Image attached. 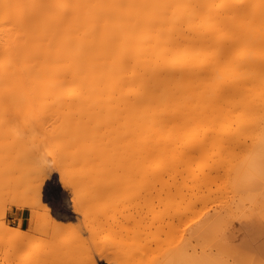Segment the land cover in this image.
<instances>
[{
	"label": "bare ground",
	"instance_id": "obj_1",
	"mask_svg": "<svg viewBox=\"0 0 264 264\" xmlns=\"http://www.w3.org/2000/svg\"><path fill=\"white\" fill-rule=\"evenodd\" d=\"M0 147V172H19L4 194L39 192L49 168L65 188L96 179L91 201L103 196V180L112 184L114 221L98 200L104 211L83 232L79 262L215 264L205 250L226 248L237 209L251 207L264 228V0H0ZM144 189L164 206L153 216L145 204L153 224L115 221L122 196L139 202L137 216ZM34 199L18 202L34 209L31 228L40 208L51 216ZM96 214L114 227L93 223ZM259 248L251 264H264V242ZM244 260L240 251L220 261Z\"/></svg>",
	"mask_w": 264,
	"mask_h": 264
},
{
	"label": "rangeland",
	"instance_id": "obj_2",
	"mask_svg": "<svg viewBox=\"0 0 264 264\" xmlns=\"http://www.w3.org/2000/svg\"><path fill=\"white\" fill-rule=\"evenodd\" d=\"M2 136H3V134H2ZM10 136L13 137L14 135L10 134L8 136V139L11 141L13 139ZM5 138H7V136H5ZM10 141H9V144L11 145L12 142H10ZM9 144L7 143V145H9ZM5 145H2L3 148L4 147H6V148L9 147V146H7V145L5 146ZM45 146L46 145H43L42 147H45ZM26 149H28V147L24 146L22 151H24ZM2 150H4V149H2ZM0 154H1V151H0ZM0 162H2V161H0ZM30 166L31 165H29V167ZM14 167H15V165H14ZM32 167L35 168L34 166H32ZM15 168L17 170V166ZM49 169H48L49 171H53V172L50 173V175H51L50 178L48 180H46V182L43 185L42 190H40L39 192H36L34 194L32 193V195L30 193L32 190L29 191L30 188L26 190V187L23 188V189L21 188V190L20 189L16 190V192L18 191L17 193L16 192L9 193L11 195L6 193L8 196L6 194H4L3 187L7 184L6 183V179L9 180L11 178H15L16 176H18L19 172H18V174H16L17 173V171H16L15 173H13V175L11 177H8V176L12 174V171L14 170V168L12 169V171L11 170L7 171L8 173L7 172H5V173L4 172L3 173L0 172V264H29V261H32L30 264H80V263L83 264L82 262H79V261L81 259V255L83 254L82 256H84L85 248L88 247L89 245L86 244V243H85L86 245H84V243H83V245L81 244V242H82L81 240L83 239L82 235H83V232H85L84 233V237L87 235L88 228L90 227V225L92 223L91 222L92 218H94L93 212L95 213V211H96L95 209H97L99 207V210H100L99 212H103L104 211V207L102 209H101V207L104 206L105 201H107L108 202L107 204L108 205L110 204V206H112V209L108 208L109 206L108 207L106 206V208L110 212V214H109L110 216L109 215H107V216L109 217V220L111 222L114 221V211H113V209L115 207L113 206L114 205V201H111L113 198L112 199L109 198L110 196L112 197L111 189L108 190L109 189V185H110V187H112V184H110L109 180H107L108 182H106V180H103V181L101 180L102 181L101 185H104V184L107 185V183H108V186L105 187V185H104L102 187V189H104V187H105L104 190H100L99 189L100 191H103V196L104 197L102 195H100V196L103 197V198H105V197L106 198L103 200V198L101 199V197H100V199H99L98 198L99 196H96L97 198H92L94 200V202H93V200L91 201V198L87 199V197H88L87 193H89V191H91L90 189H92V188L95 189V185L96 184L94 182H96L98 184V181H96V179H95V181H94V179H92V181H94V182H92V181L90 182L87 179L88 181H84L83 180L80 183H79L78 180H74V181L71 180L72 184H73L72 185L73 187L65 188L63 186V184L60 182V180H61V172L56 170V169L55 170H51V168H49ZM52 169H53V167H52ZM0 171H1V169H0ZM29 172H30L29 175H35V173L31 174V173H33L31 170ZM6 174H8V175H6ZM14 174H15V176H14ZM111 179H113V178H111ZM111 179H110V181H111ZM11 180H13V179H11ZM97 180H98V178H97ZM8 182H10V180ZM87 183H90V186ZM138 184H135V186L138 185ZM8 185H10V184H8ZM140 185H141V183H140ZM140 185H139V187H140ZM113 186H115V184ZM121 186L122 185H120V187ZM99 187H101V186H99ZM113 189H114L113 191L115 192L116 191L115 187ZM116 189H117V187H116ZM144 190L145 191H143V192H141L142 190L141 191L138 190L142 197L146 194V193L144 194V192L148 191L147 189H144ZM41 191L43 193H41ZM93 191L96 192L97 190L96 191L93 190ZM122 192H125V191H122ZM91 193H92V191H91ZM142 193H143V195H142ZM164 193H162V197H165L166 194H164ZM125 194L127 195V191H126ZM136 194H138V193H136ZM147 194L145 196H147ZM76 195H79V196L81 195L82 200H81V198L79 199V196H76ZM131 195L132 194H129V196H131ZM152 195H154L153 198H151L152 196L149 195L151 199L149 198V196H147V198L145 200L146 202L143 201L144 199H142V197L140 198V200L142 199L141 200L142 203L139 204V205L142 208H139L140 206L137 207V211L140 209L137 212V216H136V211H135L136 208H135V206L139 202H137L135 199H132V201H130V199L128 200V198H126L125 196H122L125 200H123V198H122L121 200L118 199L119 201H117L118 207H116V208L119 211L117 213L115 212V218H116L115 221L119 220V222L122 223L123 226H126V224L127 225L128 224H130V225H132V224L138 225V222L140 224V221H142L140 218L143 219L144 218V214L145 213L148 214V212H149V211L148 212L146 211L147 210L146 206L148 207L149 203L151 204V206L149 205V207L152 209V212H153L154 209H155L154 212H158L159 209L162 210L164 208V206L161 205L159 201H158L159 203H157V200L159 199L158 193L155 192ZM74 196H76L79 199V202H80L79 203V205H80V209L79 210H75L73 208L74 202H73L72 199L75 198ZM93 196H91V197H93ZM145 196H144V198H145ZM32 197L35 198L34 201L35 200L38 201V199H39V201L41 200L40 202H43L42 200L44 199V200H46V203L51 206L50 207L51 208V216H49L48 218H46V216H45L47 214L46 213L47 210L42 209V208L39 209V211H40L39 213H41L42 217H44V218H42L40 216L41 219L40 220L38 219L39 222L36 221L35 222L36 224L34 223L32 225L33 228L30 227L29 214H30V212L34 211V209L33 208H29V207L18 206V202L19 201H23V200H27V199L29 201V198H32ZM64 197L67 198L66 201H62V200L65 199ZM107 197H108L109 200L107 199ZM68 198H69V201H68ZM119 198H120V196H119ZM133 198H135V197L133 196ZM136 198H137V196H136ZM156 198H158V199L156 200ZM165 199H167V197ZM30 200H32V199H30ZM98 200L100 201L99 203H101V201H102V203H101L102 206L101 205L98 206V204H99L97 202ZM140 200L138 199V201H140ZM121 201H122V203H121ZM152 201H155V203L152 202ZM88 202H91V204L88 203ZM143 202H145L144 206H143ZM96 203H97V205H96ZM94 204H95V207H94ZM119 204H120V208L122 209L121 210L122 213H121V211L119 209ZM145 204H148V205L145 206ZM154 205H155V208L153 207ZM157 205L161 206V208L158 209ZM92 206H93V208H92ZM246 206L248 207L249 204H247ZM143 207H145V208H143ZM149 207H148V210H150ZM250 208L249 207H248V209L244 208V210L242 209V211H241V208L237 209L238 211L236 210L237 211V213H236L237 215L235 214V216L233 217L234 221L232 220L233 221V222L231 221L232 224L229 225V227H231V228H228L229 231H228V229H227V231L225 229V231H226L225 236L226 235H227V237L229 236L228 237L229 239L226 238L225 236H222V237H224L223 239H224V241L227 244V245H225V242L223 241L224 245L226 246V248L222 245L223 243L220 242L221 239H219V238L221 236H219V238H217L216 240L214 239L213 241L216 242L218 240L219 242L217 241V243H219L220 246L222 245L221 248L220 247H217V248L214 247V248H212L213 251L211 250V247H208L209 249H206V250L204 249L206 253H209V250H210L211 258H213L214 255L218 256V257H216L217 260H215V258L213 259V262L215 264H221L220 260H222V261L224 260V262H226L228 260V257L231 258L232 255L237 254V252L239 254L240 251L245 257V260L243 261L242 264H251V262H250L251 260H249V257H252V255L254 256V255L258 254V251L260 250V248H259L260 243L262 244L264 242V228L261 227V225L256 220H254L255 219V217H254L255 213H254V216H253V214L251 215V213L253 211L250 212L249 211ZM143 210H144V212L141 215ZM97 212H98V209H97L96 213ZM131 212L134 213L133 215H134V217H136V219H134L133 216L129 215V214H132ZM154 212L152 213L153 216H155ZM159 212H160V210H159ZM159 212L157 213V215H159ZM164 212H165V210H164ZM254 212H256V211H254ZM161 213H162V211H161ZM90 214H91V216H90ZM117 214H118V216H116ZM138 214H140V216ZM147 214H145V216H147ZM119 215H121V216H119ZM102 216H99L98 219H100ZM105 216H106V214H105ZM150 216H151V214L148 215V217H146L147 220L149 218V221H147L146 218L143 219V220L147 221L149 223V225H152L153 224V220H156V218H153L151 216V220H150ZM87 217H88V220H87ZM108 217H107V219L103 218V220L101 218V225H103L102 223L105 224L104 221L106 220V222L107 221L109 222L108 224H110V226L114 227V222H113V225H112L110 223V221L108 220ZM49 218H51V219H49ZM138 218H139V220H138ZM98 219H97V214H96L95 219H93L94 220L93 223H96V222L100 223V221ZM144 221H142L140 226H142V225H143V227L145 226L146 223ZM120 223L118 224V222H116V224H118L120 226V228L118 226V229L123 230L124 228H122L123 226ZM148 223L146 224V226L148 225ZM86 224H87V227H86ZM108 224L106 223L105 227H107ZM35 226L39 227V230L37 232L36 231L34 232V229L36 228ZM257 227H259L260 229H257ZM8 228H9V231L11 229L18 228L19 230H21L26 235L24 236L22 234V232L20 231L21 233H18L19 236H18V234L15 235V236L11 235L12 237L11 236H7L8 231L6 232V230ZM126 228H127V226H126ZM126 228L124 230H126V232H127ZM122 232L124 233V231H122ZM224 233L221 232L222 235ZM22 236H24V239L22 238ZM27 236H28V238L30 237V239H28ZM126 236L127 235L122 236V239L126 238V240H127L128 236L127 237ZM217 236H218V234H217ZM18 237H20V238L18 239ZM71 237L74 238V239L70 240ZM201 237L202 238L204 237V239L208 237V240H209V236H201ZM201 237H199V239H200L199 241H200L201 244L199 242L197 243V241H194V242H195L196 245L200 244L199 247H201V249H203V247L206 245L207 241H206V243L204 242V244H203L204 240H202V242H201V239H202ZM225 238H226V240H225ZM122 239L119 238L117 243L122 244V243L119 242ZM196 239L198 240V238H196ZM74 240H75V244L73 243ZM210 240H212L211 236H210ZM111 241H113V240H111ZM124 242H127V241H124ZM76 243L78 245L77 247H76ZM123 244H125V243H123ZM113 245H114V243H113ZM202 245H203V247H202ZM213 245H214V243H213ZM40 246H42V247H40ZM206 246L204 248H206ZM211 246H212V242H211ZM216 246H218V245L216 244ZM231 246L234 247L233 248L234 250H232ZM199 247H198V250L200 249ZM223 247L225 248V250H224ZM38 248H40V249L44 248V250H42L40 252V250L37 251ZM218 250H220L219 251L220 253L217 252L218 254H215L216 251H218ZM223 250H224V255L225 256L222 255ZM235 250H237L236 253H235ZM29 251H31V252H29ZM87 251H88V249L86 248V252ZM28 252H29V256H28ZM37 252H40V255L42 253L43 257L38 255L40 260L38 259V256H37L36 257L37 261H36V259L33 256V254L36 255ZM96 252L98 253V250ZM30 253L32 254L33 257L30 255ZM230 254H232V255H230ZM262 255L263 254H260V256H262ZM143 256H146V255H143ZM223 256L225 258L221 259V258H223ZM84 257H86V256H84ZM84 257H83V260L85 262ZM97 257L99 258V256H97V255L95 256L96 261L99 260L97 263L109 264V263L106 262L105 259L101 258V260H100ZM141 257L142 256L138 257L137 259H139V260L141 259L142 260ZM33 259H34L35 262H33ZM130 259H131V257H129V259L127 258V261L130 260ZM218 259H219V263H217ZM252 262L255 263V261H252ZM114 264H117V263H114ZM222 264H226V263L222 262Z\"/></svg>",
	"mask_w": 264,
	"mask_h": 264
}]
</instances>
